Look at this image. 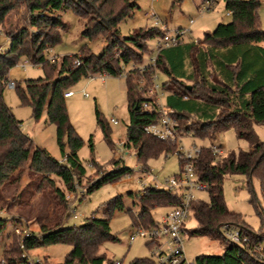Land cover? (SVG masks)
Returning a JSON list of instances; mask_svg holds the SVG:
<instances>
[{
  "label": "trees",
  "instance_id": "trees-1",
  "mask_svg": "<svg viewBox=\"0 0 264 264\" xmlns=\"http://www.w3.org/2000/svg\"><path fill=\"white\" fill-rule=\"evenodd\" d=\"M223 2L226 11L231 12V21L219 23L212 32L205 33L202 44L207 46L206 49L199 42H183L160 50L156 57V71L167 79L161 84L166 93L165 106L177 119L178 131L184 138L191 136L213 140L231 126L246 129L249 121L264 125V83L257 82L256 75L253 78L249 72L251 64L245 62L250 47L264 42V29L260 28L258 20L260 2ZM20 6L28 11L26 26L18 32L6 34L9 37L6 49L0 45V187L16 183L18 177L14 174L28 166L32 173L47 175L46 180L53 187L61 212L54 226L41 224L37 234L30 233L17 238L18 242L13 241L10 246L4 245L3 264H26L21 257L23 252L54 244L71 247L62 264H114L100 251V247L107 240H115L110 230V218L114 211L125 210L121 196L104 204L102 218L92 215L80 225L63 226L71 215L65 206L64 192L54 187L51 176L58 178L69 193L77 195L76 185L81 184L87 173L77 156L84 142L69 122L64 93L83 78L103 72L117 76L122 71L121 65H140L149 52L148 42L159 39L165 32L152 27L139 29L126 37L120 36L119 24L130 17L136 8L132 0H0V25L11 11ZM61 9L71 10L85 20L81 32L83 37L90 41L105 39L100 54L95 55L84 47L77 55L63 57L59 65L45 57V50L59 42L60 32L66 28L60 15L55 14ZM183 45H187L186 52L191 62H172L165 51ZM20 58L30 59L33 64L41 66L46 76L27 80L23 87L15 86V93L21 105L31 108L35 121L45 114L46 122L54 125L55 140L63 162L33 146L31 139L21 130V122L3 100V91L9 83L8 73ZM152 73V70L143 74L130 70L125 78L129 123L124 146L135 149L141 173L149 171L148 161L159 156L167 157L176 150L175 145L160 141L143 131L145 126L158 119L154 106L147 113L142 110L144 102L152 101L148 93ZM96 124L105 141L113 147L108 124L98 112ZM178 163L180 168V159ZM227 167L235 174L245 176L249 184L252 177L258 179L263 206L257 203L254 195L250 203L264 225V142L255 145L250 152L239 151L237 155H231ZM194 169L198 180L207 184L205 192L208 201L197 200L192 204L193 217L197 222L193 233L213 239L222 238L218 226L233 223L245 231L250 244L264 246V233L258 237L252 236L244 222L240 221L241 216L227 210L222 188L224 170L214 162L209 148H200ZM132 173L121 159L113 160L109 171L101 167L96 169L98 178L83 189V194H89L106 183H115ZM179 201L176 192L150 187L143 195H136L133 204L139 206V212L135 214L131 208H127L126 213L131 218L132 226H152L155 224L151 214L153 209H169L177 206ZM5 226V220L0 218V237ZM18 256L23 262L16 260ZM195 262L261 264L250 257L246 250L231 244L225 245L222 255H202ZM140 263L135 261L133 264Z\"/></svg>",
  "mask_w": 264,
  "mask_h": 264
},
{
  "label": "rangeland",
  "instance_id": "rangeland-1",
  "mask_svg": "<svg viewBox=\"0 0 264 264\" xmlns=\"http://www.w3.org/2000/svg\"><path fill=\"white\" fill-rule=\"evenodd\" d=\"M131 1V0H130ZM136 4L132 15L124 19L118 26L120 36L126 37L139 29L155 27L154 20L148 16L153 12L158 20L162 22L159 29L168 34H174L179 29H186L190 18L194 20L192 31L193 37L202 38L203 33L213 31L219 23H229L231 16L228 15L223 0H218L207 12L200 13L196 6H200L201 0H132ZM260 8L258 10V20L260 28L264 29V0H258ZM60 15L65 23V30L60 32V40L51 49L45 50V57L55 58L59 65L65 56L77 55L81 49L87 47L90 52L98 55L105 45L104 38L88 40L81 35L85 20L78 17L73 11L61 9L55 13ZM28 11L24 6L11 11L0 25V45L6 49L9 42L7 33L20 31L27 24ZM158 39L148 42V54L144 56V61L155 55L156 43ZM30 60V59H29ZM24 58H20L17 64L10 69L8 81L15 86H24V82L31 79L44 78L45 72L39 65H28L22 68ZM146 62H142L144 64ZM132 64L121 65V70H128ZM58 68V66H57ZM157 84L165 81L166 76L157 71ZM70 91L71 97L65 98V105L70 124L75 129L78 136L83 140V146L77 153L78 159L85 166L87 173L78 186V191H84L90 183L96 180V169L101 167L105 171L111 169L113 160L121 159L125 167L130 168L133 173L123 177L115 183H106L89 194L69 193L64 184L56 177L53 178L54 187L60 188L65 194V206L69 212L75 211L76 219L69 217L63 226L69 227L80 225L85 219L92 215L97 218L103 217V206L110 199L121 196L125 210L114 211L110 218V230L115 240H107L100 247V251L114 263L133 264L141 261L140 264H156L147 246V240L136 238L130 243L129 236L133 232L130 216L126 213L127 208L137 214L140 210L136 201V195L143 189L149 187H161L164 181L179 173V163L176 154L167 157L159 156L148 161L149 171L140 172V165L136 161L135 149L130 146L123 147L122 151L117 150L118 143H125L126 127L129 123V115L126 102L125 78L119 76H107L101 78H83L77 82ZM165 98L164 92L162 100ZM3 100L10 108L14 117L21 122V130L32 141L34 147L45 150L52 158L63 162L60 149L55 140V127L46 122L45 114L40 120L32 118L31 108L21 105L14 88L6 85L3 91ZM96 112L100 114L102 120L108 124L109 139L114 144L109 146L105 141L102 132L96 124ZM113 119L116 124L110 122ZM246 133L247 135H242ZM91 140V143L89 142ZM264 142V125L249 122L248 130H239L231 126L223 133L217 135L213 140L197 139L191 136L184 138L183 149L209 148L212 143L222 147L223 153L227 157L237 155L239 151L250 152L257 143ZM92 145V147H90ZM87 167L88 164H93ZM226 165V163H225ZM227 166V165H226ZM18 181L12 185L0 187V218L5 220L6 226L0 237V264H3L4 245L10 246L13 241L18 242L25 233L39 232L41 224L47 227L54 226L57 222L61 207L54 197L53 187L46 180L47 175L32 173L28 166L22 168L19 173L14 174ZM155 177L157 184L152 181ZM223 195L226 208L229 212L239 214L241 222L249 230L252 236L258 237L264 233V225L254 211L250 203L252 195L257 199V203L263 206L261 199L259 181L256 177L251 178L249 184L245 176L237 175L227 169L224 172ZM196 198L201 201H208V195L199 192ZM167 208H155L151 214L155 221H159L167 212ZM197 222L191 216L185 223L182 234L185 256L190 261H195L197 257L220 256L224 252L225 245H230L222 238H211L193 233ZM18 229L20 234L14 233ZM21 241V239H20ZM19 241V242H20ZM71 247L65 244H54L42 246L22 255L28 257L31 263L62 264L70 252ZM24 261L27 258H22ZM17 261H22L18 256ZM23 262V261H22ZM24 264V263H23Z\"/></svg>",
  "mask_w": 264,
  "mask_h": 264
},
{
  "label": "built area",
  "instance_id": "built-area-1",
  "mask_svg": "<svg viewBox=\"0 0 264 264\" xmlns=\"http://www.w3.org/2000/svg\"><path fill=\"white\" fill-rule=\"evenodd\" d=\"M217 1L218 0H202L198 8L200 13L209 11ZM227 13L230 14L231 12L227 11ZM148 16L154 20L153 24L155 27H159V25L163 24L153 12H150ZM193 21V19H190L189 25H192ZM186 40L193 43L198 42L197 39L191 36L190 27L179 29L178 31H175L174 34H168L165 32L156 43L155 55L150 56L146 63L137 66L131 65L128 70H122L117 74L119 77L126 78L128 71L130 70H137L140 74H143L148 70L153 71L151 84L148 88V93L152 101L144 102L142 104V110L147 113L151 110V106H154L158 114V119L157 122L145 126L143 131L145 134L151 135L160 141L175 145L176 150L173 154H176L178 160H181L179 173L166 179L161 187L155 186V188L158 189H166L176 192L180 198L179 204L175 207L169 208L166 214L159 221H155V224L152 226L133 225V232H131L129 236L130 243L135 241L136 238L147 240V246L153 259L156 261V264H196L195 261H190L185 256L182 234L184 232L186 221L193 216L192 204L198 200L196 195L199 192H204L207 188L205 182L198 180L194 169L195 160L200 154V148H196L195 146L190 149L182 148L184 137H182L178 131L177 119L172 116L171 112L162 103L163 91H161L160 85L157 84L156 57L158 52L165 48L181 44ZM49 61L55 62V58L49 57ZM76 64L78 65L79 62L76 61ZM28 65L33 64L29 59L24 58L21 67L26 68ZM95 76L105 78L110 75L103 72L93 75L91 78ZM9 86L14 88L15 84L9 82ZM72 94L71 91H67L64 93V97H70ZM110 122L116 124V121L113 119H111ZM123 147H125L123 143H118L117 150L122 151ZM209 150L215 163L219 164L222 168L228 165L229 157L223 153V150L219 145L212 143ZM91 166L92 164H88L87 167ZM152 178V181L157 184L158 182L156 178ZM76 189H78L77 185ZM145 191L146 189L139 191L138 195H143ZM78 192L82 193L83 191ZM70 215L73 219L78 217L74 210L70 212ZM218 231L221 237L229 244L246 250L250 257L261 264H264L263 244H250V238L246 236L245 231L238 225L233 223H223L218 226ZM14 233L19 235L20 231L15 229ZM28 235V233H25L23 234V237ZM21 241L20 248H22ZM22 258H27L26 264H33L29 262L27 254H23Z\"/></svg>",
  "mask_w": 264,
  "mask_h": 264
},
{
  "label": "crops",
  "instance_id": "crops-1",
  "mask_svg": "<svg viewBox=\"0 0 264 264\" xmlns=\"http://www.w3.org/2000/svg\"><path fill=\"white\" fill-rule=\"evenodd\" d=\"M202 2V0H201ZM196 9H198V6H196ZM230 16V14H228ZM191 19V18H190ZM194 22V21H193ZM188 26H189V23H188ZM192 26H193V23L192 25H190V32H191V36L193 37V31H192ZM212 32V31H210ZM209 32V33H210ZM205 33H208V31L204 32L203 33V36L202 38H198L196 37L195 39L198 40V42L200 44H202V39L204 38V35ZM194 38V37H193ZM185 42H188L187 40ZM201 47H203L204 49L207 48V46L205 45H201ZM187 45H183L181 47H177V48H174V49H170V50H167L165 51L166 52V55H170V60L172 62H184L185 64H187L188 62H191V58L189 57V54L186 52L187 51ZM144 62H147L146 60ZM245 62L247 63H250L251 66H250V69H249V72L251 73V75L253 76V78H255V80L258 82H261V83H264V42L262 43H258V44H255L253 45L252 47H250V52L246 55L245 57ZM260 68H262V70H260ZM248 72V74H250ZM258 73V74H257ZM254 75H256L254 77ZM167 79H165L166 81ZM164 92V91H163ZM164 95H165V98H166V93L164 92ZM71 97V96H70ZM69 98V97H67ZM165 98H163L162 100V103L165 105ZM250 122V121H249ZM236 127V126H235ZM237 129L239 130H248L249 128V124H248V127L246 129H240L238 127H236ZM242 135L246 136L247 134L246 133H243ZM259 144V143H257ZM256 144V145H257ZM218 145V144H217ZM220 146V145H219ZM255 146V145H254ZM254 146L252 147V149L254 148ZM221 147V146H220ZM222 148V147H221ZM251 149V150H252ZM228 169V167H224L223 170L224 172Z\"/></svg>",
  "mask_w": 264,
  "mask_h": 264
},
{
  "label": "water",
  "instance_id": "water-1",
  "mask_svg": "<svg viewBox=\"0 0 264 264\" xmlns=\"http://www.w3.org/2000/svg\"><path fill=\"white\" fill-rule=\"evenodd\" d=\"M188 88H189V86H188Z\"/></svg>",
  "mask_w": 264,
  "mask_h": 264
}]
</instances>
